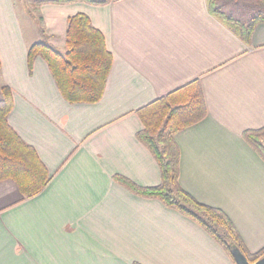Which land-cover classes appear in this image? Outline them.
<instances>
[{
    "label": "crops",
    "instance_id": "0c3cea01",
    "mask_svg": "<svg viewBox=\"0 0 264 264\" xmlns=\"http://www.w3.org/2000/svg\"><path fill=\"white\" fill-rule=\"evenodd\" d=\"M38 12L40 22L17 0H0V97L9 86V124L51 174L28 198L13 180L0 181V264H235L192 218L115 180L160 184L136 111L195 79L208 114L175 136L180 184L226 212L250 252L263 248L264 159L243 132L264 126V22L246 43L208 0H78ZM77 12L113 54L95 103L67 101L43 58L28 66L36 41L65 51Z\"/></svg>",
    "mask_w": 264,
    "mask_h": 264
},
{
    "label": "trees",
    "instance_id": "16d2710c",
    "mask_svg": "<svg viewBox=\"0 0 264 264\" xmlns=\"http://www.w3.org/2000/svg\"><path fill=\"white\" fill-rule=\"evenodd\" d=\"M73 1L78 0H34L32 5L37 7L44 3ZM83 1L103 4L107 0ZM208 3L210 11L226 25L233 27L246 43H250L256 25L264 22V0H259L258 13L245 22L227 16L217 7L216 0H208ZM40 31L44 34L42 26ZM37 57L47 62L67 101L95 103L103 97L113 64V54L107 47L104 33L93 24L88 14L77 12L69 16L65 51H60L47 40L31 44L28 49L30 70ZM13 105L11 88L3 86L0 97V181L13 180L23 197L28 198L39 194L47 186L51 174L35 149L9 124L8 117ZM136 112L143 123L137 137L150 149L157 161L161 182L157 186L143 187L122 175H116L115 180L136 194L158 198L166 206L192 218L225 249L235 264L233 247H238L250 262L263 257L264 247L256 252L247 249L239 230L226 212L201 203L180 184V150L175 136L208 114L200 81H190ZM243 138L264 159V126L245 130Z\"/></svg>",
    "mask_w": 264,
    "mask_h": 264
},
{
    "label": "rangeland",
    "instance_id": "374dc122",
    "mask_svg": "<svg viewBox=\"0 0 264 264\" xmlns=\"http://www.w3.org/2000/svg\"><path fill=\"white\" fill-rule=\"evenodd\" d=\"M33 1L34 0H17L18 9L21 13L29 11L35 21L40 22V15H38L37 13H39L38 10H40V7L43 4L34 7L32 5ZM216 3L217 7L222 12H224L227 16L234 17V19L236 18L238 22L247 21L251 17L255 16L259 11V0H216ZM44 35L43 38L45 39L46 34Z\"/></svg>",
    "mask_w": 264,
    "mask_h": 264
},
{
    "label": "water",
    "instance_id": "95a60500",
    "mask_svg": "<svg viewBox=\"0 0 264 264\" xmlns=\"http://www.w3.org/2000/svg\"><path fill=\"white\" fill-rule=\"evenodd\" d=\"M232 254L237 264H264V256L255 262H250L238 247H233Z\"/></svg>",
    "mask_w": 264,
    "mask_h": 264
}]
</instances>
